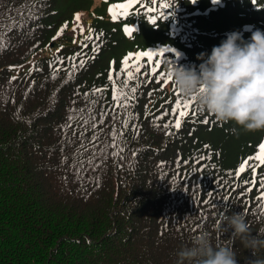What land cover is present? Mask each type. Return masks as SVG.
Here are the masks:
<instances>
[{
    "label": "trees",
    "instance_id": "obj_1",
    "mask_svg": "<svg viewBox=\"0 0 264 264\" xmlns=\"http://www.w3.org/2000/svg\"><path fill=\"white\" fill-rule=\"evenodd\" d=\"M129 2L0 0V264H175L201 231L264 260L221 223L264 229V130L201 112L165 71L264 32V0Z\"/></svg>",
    "mask_w": 264,
    "mask_h": 264
},
{
    "label": "clouds",
    "instance_id": "obj_2",
    "mask_svg": "<svg viewBox=\"0 0 264 264\" xmlns=\"http://www.w3.org/2000/svg\"><path fill=\"white\" fill-rule=\"evenodd\" d=\"M197 59L201 61L198 68L166 64L167 79L175 90L219 122H232L249 132L264 130V32L253 31L250 41L239 33H229L210 54L201 53ZM221 223L230 239L239 237L256 257L264 246L260 238L264 229L253 235L243 212L225 214ZM175 255V264H238L232 244L214 245L207 231L194 236L190 246L183 245ZM249 264H264V260L255 258Z\"/></svg>",
    "mask_w": 264,
    "mask_h": 264
},
{
    "label": "snow or ice",
    "instance_id": "obj_3",
    "mask_svg": "<svg viewBox=\"0 0 264 264\" xmlns=\"http://www.w3.org/2000/svg\"><path fill=\"white\" fill-rule=\"evenodd\" d=\"M133 2H134V0H130V2L128 4L117 5L116 8L120 9L122 13L123 12H126V10L132 6V3ZM214 2H218V0H214ZM163 7L167 8L169 6L167 4H165V5H163ZM149 11H154V10L153 9H149ZM112 13H113V17L115 18V16L117 15L116 10L113 9L112 10ZM75 19L79 23L80 16L77 15L75 17ZM153 23H155V19L153 20ZM81 31L83 32V29L82 28H81ZM128 31L131 33L132 32V29H128ZM161 54L162 53H152V52H149V53H142L141 56H146V57H148V59H152L153 56H159ZM136 59H139V57H137ZM123 64L125 65V68H127V66H128V60L123 61ZM133 67L135 68V71H137V72L140 71V68H139V65L138 64L137 65H133ZM127 77H128V80L133 79V72L132 71H128L127 72ZM125 83H127V81ZM132 91L135 92L136 89L133 88ZM176 108L179 111V115L181 117H184L185 115L188 114V111L187 110L190 108V105L187 102H180V103H177ZM175 127L176 128H179L180 127L179 121L176 122ZM254 159L257 161L258 165L264 166V143H261L259 145L258 154L254 157ZM248 166H249L248 161H245L244 164H242L240 166V168L238 169V171L239 172H243L245 170V168H247ZM253 170H255V169H253ZM262 191H264V188H262ZM260 199L261 200H264V195H262L260 197Z\"/></svg>",
    "mask_w": 264,
    "mask_h": 264
},
{
    "label": "rangeland",
    "instance_id": "obj_4",
    "mask_svg": "<svg viewBox=\"0 0 264 264\" xmlns=\"http://www.w3.org/2000/svg\"><path fill=\"white\" fill-rule=\"evenodd\" d=\"M100 1H101V0H92V8H93V9H95V8H99V7H100V6H99ZM112 8H113V7H109V8H108V11H109L110 9H112ZM77 15L80 16V21H79V23L81 24V26L86 27L87 25L90 24V22H91V18L88 16V13H87V12H78V13L75 15V17H76ZM76 22H77V21H76ZM128 29H130V28H128V27L125 28V31H126L127 34L130 33V32L128 31ZM166 49H167V48H166Z\"/></svg>",
    "mask_w": 264,
    "mask_h": 264
}]
</instances>
